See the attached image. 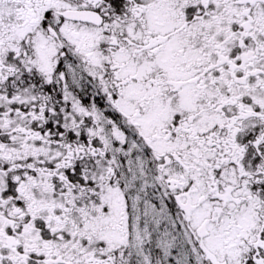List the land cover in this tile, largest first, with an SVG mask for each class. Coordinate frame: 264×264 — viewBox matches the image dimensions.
<instances>
[{
    "label": "snow or ice",
    "instance_id": "snow-or-ice-1",
    "mask_svg": "<svg viewBox=\"0 0 264 264\" xmlns=\"http://www.w3.org/2000/svg\"><path fill=\"white\" fill-rule=\"evenodd\" d=\"M0 264H264V0H0Z\"/></svg>",
    "mask_w": 264,
    "mask_h": 264
}]
</instances>
